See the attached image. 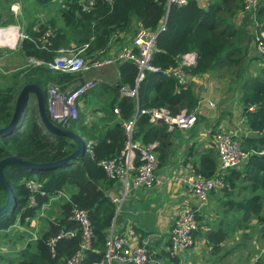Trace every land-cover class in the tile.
I'll use <instances>...</instances> for the list:
<instances>
[{
  "label": "trees",
  "instance_id": "obj_1",
  "mask_svg": "<svg viewBox=\"0 0 264 264\" xmlns=\"http://www.w3.org/2000/svg\"><path fill=\"white\" fill-rule=\"evenodd\" d=\"M36 1L43 10L59 4L56 9L58 16L48 14L47 21L39 23L37 30L34 28L37 19L29 22L26 30L29 37L21 41L20 49L26 56L43 63L33 64L25 72L17 71L10 77L6 76L7 84L0 86V128L11 122L23 86L36 82L44 89L50 119L78 133L85 140L86 150L76 159L52 169L34 171L17 164L4 168L5 177L14 191V200L9 211L0 217V231L13 227L18 220L28 230L35 229L30 228V224L39 207L29 204L33 194L27 187L29 178L46 179L45 189L50 194L65 190L72 199L61 198L55 202L58 215L54 220L45 219L44 226L38 231V239H33L32 234L26 231L7 233L13 247L25 245L16 248L17 252L11 256L2 255L1 259L6 264H69L79 248L80 238L58 239L56 255L52 254L49 242L62 231L76 226L69 219L73 205L88 211L93 230L91 249L87 250L79 264H95L105 259L109 229L116 217V204L110 198L116 180L109 177L100 162L120 155L127 142L124 122L133 119L136 121L132 141L140 145L156 144L154 150L159 154V160H163L171 144L173 130L165 121L152 122L150 114L142 111L167 107L173 116L181 114L184 108L187 114L193 111L198 98L191 87L180 83L174 72L183 61V56L190 52H195L197 58L195 64L184 67L187 72L198 75L219 68L233 69L235 86H242L241 100L245 105L244 114L250 134L240 141L251 154L243 171L234 169L225 174L227 185L223 190L235 187L236 181L245 182L242 188L248 189L249 195L236 201L235 206L257 216L258 222L264 224V66L259 75L243 82L245 60L255 34L249 33L245 24L239 26L236 22L240 11H248L246 19L253 23L256 32L264 31V2L253 12L246 9L245 0H209L207 8L200 6L198 0H189L186 5H172L169 9L167 0H96L87 11L83 10L80 0ZM59 19L63 20L62 24ZM165 19V29L158 34L151 59L155 69L146 71L138 87L136 64L121 61L118 63L120 76L115 82L96 84L79 97L78 101H84V106L79 104L76 120L63 126L50 115L49 83L60 84L63 89L77 88L85 83L82 73L48 68L46 62L57 56L60 49L88 43V54L100 57L110 50L114 37L126 44V34H134L135 27L137 32V24L140 28L155 31ZM13 21L14 18H9L0 24L9 25ZM49 28L53 29L52 33L45 35ZM123 88H136L137 92L133 96L124 94ZM90 104L96 105L94 111L99 117L88 119L87 116L86 119L85 112ZM251 105H256V108L249 110ZM76 148L74 139L49 132L38 110L25 114L15 131L0 135V160L17 156L34 163H52L64 159ZM199 164L198 171L202 176L214 175L216 161L212 156L204 155ZM42 198L41 203L44 202ZM6 201L7 192L0 183V209ZM53 212L54 208L51 215Z\"/></svg>",
  "mask_w": 264,
  "mask_h": 264
},
{
  "label": "crops",
  "instance_id": "obj_2",
  "mask_svg": "<svg viewBox=\"0 0 264 264\" xmlns=\"http://www.w3.org/2000/svg\"><path fill=\"white\" fill-rule=\"evenodd\" d=\"M53 1L59 2L58 0ZM3 2H5V7L0 10V23L8 21L9 18H14V21L9 25H16L18 33L26 34L27 38L29 34L26 30L29 22L37 19V25L34 27L37 30L38 24L44 23L48 19L43 13L52 10V7L43 10L36 0H3ZM198 2L203 8H207L209 5V0H198ZM30 5L35 11L28 14L27 9ZM13 7L17 9V12L13 10ZM247 13L248 11H240L236 16V22L239 26L245 24V28L254 36L257 32L253 23L246 19ZM58 22L62 24L63 20L59 19ZM6 24H0V26H6ZM136 24L135 21L134 25ZM136 26L138 31L140 25L139 27L138 24ZM51 30L53 29L49 28L45 35H50ZM134 31V34H126L124 39L127 42L126 44L132 42L136 34V27ZM22 40V38H19L15 47L0 45V78L4 81L3 84H7L6 76L8 74L10 77L17 71L25 72L33 65L16 67L15 59L18 56L13 55V53L18 50L22 53L21 57L24 60L34 59L26 56L23 50L20 49ZM119 43L118 38L114 37L110 50L102 56H108L112 52L115 53L119 47L123 46H120ZM16 46L18 47L16 51H6V48L16 49ZM196 58L197 54L195 52L184 55L183 61L174 71L180 74V83L185 87H191L198 98L197 106L190 112V114L196 116V120L188 127L176 125L174 128H169L173 130L171 144L167 147L162 161L159 160V154L157 153L159 160L156 172L157 183L152 187H131L129 189L127 200L117 217L116 234L127 237L128 243L124 249L125 251L134 250L141 246L143 241L149 240V251L157 261L156 263L264 264V224L258 222L257 216L247 214L244 210L235 206L236 201L249 195L248 189L242 188L246 183L236 181L235 187L230 188L228 191H224L223 188L213 190L210 192L207 203H202L188 182L193 174L201 175L198 171L200 169L199 163L204 155L212 156L215 159L216 170L214 175L219 170L220 163L217 149V134L219 132L233 134L240 140L243 136L250 134L244 114L245 105L241 100L243 95L242 86L240 84L235 86L233 69L219 68L216 71L198 75L191 74L184 67L195 64ZM118 63L111 62L103 65L106 66L104 72L109 77L104 78L102 82H115L119 78L120 65ZM263 63L264 55L257 47L255 38H252L249 44V53L245 60L243 82L259 75L261 68L264 66ZM34 64L39 65L41 63L35 62ZM90 69H87V72ZM86 81L90 82L88 79ZM94 81L97 82L96 84L101 83L99 80ZM95 109V104L88 106V119H93L94 116L99 117L96 115ZM183 112L186 113L187 109L184 108L181 113ZM243 170L244 165L236 169V171ZM121 188L122 183L116 181L111 194L118 193ZM53 208L54 212L51 215ZM57 208V204H55L45 210L46 215L39 221V229L44 226L46 218L54 220L57 217L56 215L59 212ZM183 210H194L199 226L194 232V245L175 250L172 248L170 232L176 217ZM30 228H35L33 222L30 224ZM30 230L33 231L34 229ZM17 231L21 230L17 229L16 226L10 227L6 231H0V249L6 253L3 255L11 256V254L17 252L16 248L19 249L25 245L23 243L13 247L10 236H6L7 233L14 234ZM130 232H133V234ZM1 256L0 264H6ZM257 257H259L258 260H256ZM113 264L131 263L115 260Z\"/></svg>",
  "mask_w": 264,
  "mask_h": 264
},
{
  "label": "built area",
  "instance_id": "obj_3",
  "mask_svg": "<svg viewBox=\"0 0 264 264\" xmlns=\"http://www.w3.org/2000/svg\"><path fill=\"white\" fill-rule=\"evenodd\" d=\"M95 1L96 0H80V4L83 10L87 11L94 5ZM188 1L189 0H167V9L172 5H186ZM262 1L263 0H245L246 9L254 12ZM13 10L17 12V9L14 7ZM165 25L166 19L155 31L141 27L131 43L119 47L115 53L112 52L108 56L92 57V55L88 54L89 44L85 43L79 47L73 46L60 49L57 56L46 62V64L49 69L54 71L84 72L91 67H100L111 62L132 61L138 68V87L139 82L145 77L146 71L155 69L151 65V59L156 49L158 34L165 29ZM15 28H17L16 25L0 26V45L15 47L19 38H27L26 34L20 32L15 42L13 34V29ZM255 41L257 47L264 55V31L256 33ZM94 56L97 55L94 54ZM36 62L42 63V61L38 60H36ZM175 73L178 78L181 79L180 74L178 72ZM96 83V81H86L84 84L72 89H63L60 84L50 83L48 85V110L50 115L63 126H67L71 121L76 120L79 117V109L77 106L79 97L88 89L95 86ZM136 92V88H123L124 94L133 96ZM255 108L256 105L248 107L249 110H254ZM115 111L118 113V109H115ZM142 112H148L152 122L162 120L165 121L170 128H174L176 125L188 127L196 120L194 114L188 115L185 112L173 116L171 110L167 107L153 108L143 110ZM135 121L136 119L124 122L127 142L120 155L111 159H104L100 162V165L106 170L109 177L122 183V188L118 193H110L111 200L117 206L116 217L109 229L105 259L101 261L100 264H113L115 260H122L131 264H162L156 263L157 261L150 253L149 240L143 241V244L134 250L125 251L124 249L128 243L127 237L118 236V234H116L117 217L121 213L122 206L127 200L129 189L131 187H152L156 185L158 180L156 172L159 160L154 150L156 144L140 145L132 141ZM217 149L220 163L217 173L211 177L193 174L188 179L192 189L202 203H207L211 191L224 188L227 185L225 174L245 165L251 154L243 148L239 138L227 132H219L217 134ZM137 160L139 163H137ZM185 181H187V179H185ZM46 182V179L36 177L27 180V187L33 192L29 199V204L33 207H39L38 214L33 221L35 229L33 231L28 230L25 226L21 225L19 221L14 225L19 230L32 234V238L35 240L39 237V221L46 215L45 210L61 198H65L67 201L72 200L71 195L65 190H59L54 194H50L49 190L45 189ZM41 197H43V203L40 202ZM69 219L74 221L76 226L71 227L67 231H62L56 237L52 238L49 242V246L52 254L56 255V244L58 239L62 237H79V248L69 260V264H79L86 256L87 250L91 249L92 246V221L88 211L77 205H73ZM198 226L199 221L194 210L181 211L176 217L170 232L172 248L180 250L192 247L195 243L194 232L197 230ZM130 233L133 234V232ZM258 259L259 257L256 258V260Z\"/></svg>",
  "mask_w": 264,
  "mask_h": 264
},
{
  "label": "water",
  "instance_id": "obj_4",
  "mask_svg": "<svg viewBox=\"0 0 264 264\" xmlns=\"http://www.w3.org/2000/svg\"><path fill=\"white\" fill-rule=\"evenodd\" d=\"M31 96L36 98L37 102V110L41 117V121L46 129L59 136H66L72 138L77 143V148L74 152L70 155L65 157L62 160L52 162V163H34L28 160H24L23 158L17 156H8L0 160V183L5 188L7 192V201L5 205L0 209V217L7 213L13 203L14 200V191L5 177L4 168L10 164H17L26 169L34 170V171H41L52 169L55 167H59L63 164L68 163L70 160L76 159L79 155L83 154L86 150V143L85 140L75 131L61 127L55 124L49 117L47 111V103L44 89L41 85L36 82L27 83L21 89L15 106V111L11 122L4 128H0V135H7L11 132L15 131L20 124L22 123L23 116L26 114V111L29 108ZM190 115V114H188Z\"/></svg>",
  "mask_w": 264,
  "mask_h": 264
},
{
  "label": "rangeland",
  "instance_id": "obj_5",
  "mask_svg": "<svg viewBox=\"0 0 264 264\" xmlns=\"http://www.w3.org/2000/svg\"><path fill=\"white\" fill-rule=\"evenodd\" d=\"M59 6V4H55L54 6H51L52 8V10H51V12H49L48 11V13L47 12H44L43 14H44V16H46V17H48L47 15L49 14V15H51V14H53V15H56L57 16V14H58V12H57V7ZM3 7H5V2H3V0H0V10H1V8H3ZM31 8V9H30ZM35 10L32 8V6L30 5L29 6V9H27V13L29 14V13H33ZM20 24H21V22H20ZM22 25V24H21ZM15 33H17V31L15 32ZM137 33V32H136ZM17 35H18V33H17ZM136 35V34H135ZM15 38H16V36H15ZM125 45V43H119V45L121 46V45ZM18 46V45H17ZM16 46V49H14V48H6V51L8 52V51H16L17 49H18V47ZM15 54V56H18L16 59H15V63H16V67H19V68H21V67H24V66H27L28 64H34L35 62H36V60L35 59H30L29 61L27 60V59H23L21 56H22V53L18 50L17 52H15V53H13V55ZM106 70V66H103V67H93L92 69H90V70H88V72H87V70L86 71H84V72H79V73H82V74H84V81L86 82V80L88 79V80H90V82H92V81H94V80H99V82H102L103 80H104V78H108L109 76H107L106 75V72H104ZM8 76H9V74H8ZM86 79V80H85ZM4 83V81H2V79L0 78V86L1 85H4L3 84ZM72 89V88H71ZM80 105L81 106H84V101H81L80 102ZM77 106H78V109H79V101H78V104H77ZM35 111V113L37 112V105H36V99H35V97L34 96H31V100H30V105H29V108H28V110L26 111V114H31V113H33ZM85 116H86V119H87V111L85 112ZM94 118H96L95 116H94ZM55 204V203H54ZM53 204V205H54ZM5 253V251H3V250H1L0 249V255H3ZM6 254V253H5ZM3 256H5V255H3Z\"/></svg>",
  "mask_w": 264,
  "mask_h": 264
},
{
  "label": "bare ground",
  "instance_id": "obj_6",
  "mask_svg": "<svg viewBox=\"0 0 264 264\" xmlns=\"http://www.w3.org/2000/svg\"><path fill=\"white\" fill-rule=\"evenodd\" d=\"M16 29V30H15ZM15 29H13V34H14V37L16 36V38H17V33H18V30H17V28H15ZM15 31H17V33H15ZM16 38H15V42H16ZM15 42H14V44H15ZM18 229V228H17ZM15 230V229H14ZM11 234V233H10Z\"/></svg>",
  "mask_w": 264,
  "mask_h": 264
}]
</instances>
